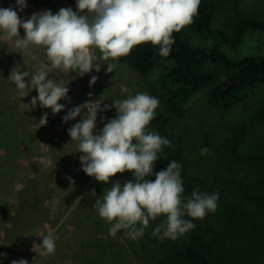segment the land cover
<instances>
[{
    "label": "trees",
    "instance_id": "obj_1",
    "mask_svg": "<svg viewBox=\"0 0 264 264\" xmlns=\"http://www.w3.org/2000/svg\"><path fill=\"white\" fill-rule=\"evenodd\" d=\"M254 2L258 10L249 13L239 8L242 0H200L194 22L173 33L167 57L144 43L119 58L139 75L125 85L132 94L146 92L160 102L148 128L171 142L146 179L176 161L183 196L218 192L215 212L203 219L185 215L195 228L175 240L152 235L164 216L138 241L124 230L110 236L104 219H73L76 231L92 235V256L79 254L76 264H264V110L258 106L264 103V54L257 40L248 48L249 37L264 34V0ZM0 112V264H11L47 234L51 188L37 175L23 177L20 144L31 131ZM203 147L209 154L201 155ZM117 180L123 185L134 176L117 173L107 190Z\"/></svg>",
    "mask_w": 264,
    "mask_h": 264
},
{
    "label": "clouds",
    "instance_id": "obj_2",
    "mask_svg": "<svg viewBox=\"0 0 264 264\" xmlns=\"http://www.w3.org/2000/svg\"><path fill=\"white\" fill-rule=\"evenodd\" d=\"M16 4L15 10L0 8V32L9 40L15 37L16 48L43 47L46 62L42 61L34 73L13 67L8 79L14 82L20 97L36 90L37 96L30 100L32 108L39 102L55 114L64 108L58 101L68 99L69 89L51 77L49 66L65 72L76 71L83 76L93 68L99 72L101 64H105L101 60H118L144 43L159 46V55L167 57L174 43L173 33L194 22L200 0H76L77 11L71 7L60 8L56 14L44 10L26 19L18 15V11L27 7L26 0H16ZM20 28L24 31L23 37ZM106 65L108 72L116 67L114 63ZM26 77L30 79L26 81ZM96 79L92 76L90 84ZM121 92L126 93L127 98L112 102L116 116L109 119L98 134H94L97 113L109 107L105 104L101 108L102 99L77 105L62 117L66 122L86 110L83 118L67 131L71 140L77 142L76 151L82 153L79 160L87 175L105 184L117 173L129 171L134 176V180L123 185L119 180L113 182L93 206L99 216L111 224L109 235L112 237L124 230L129 239L138 241L151 221L164 216L166 221L157 225L152 235L160 240H175L195 228L185 215L203 219L208 212H215L219 193L196 189L185 198L182 165L176 161L156 172L154 180L146 179L153 174L155 161L160 159L158 153L166 146L171 147L170 140L148 128L160 102L146 92L132 94L125 85H121ZM23 106L29 109V104ZM46 124L47 113H44L33 127L36 130ZM200 152L206 155L209 149L203 147ZM56 239L52 233L44 235L39 246L46 254H54ZM11 264L28 262L21 259Z\"/></svg>",
    "mask_w": 264,
    "mask_h": 264
},
{
    "label": "rangeland",
    "instance_id": "obj_3",
    "mask_svg": "<svg viewBox=\"0 0 264 264\" xmlns=\"http://www.w3.org/2000/svg\"><path fill=\"white\" fill-rule=\"evenodd\" d=\"M70 1L76 7V0ZM67 2L68 0H26L27 7L22 11H18V15L21 19H26L32 13L44 10L57 13L59 8L71 7L66 5ZM8 7H12L14 10L17 9L16 0H0V8ZM239 8L249 13L258 10L254 0H242ZM86 14L91 16L90 13ZM19 33L23 37L24 31L22 28L19 29ZM260 36L254 34L253 38L249 37L250 47L248 48L252 50L253 47H256L255 42L257 40V46L261 48V52L264 54V34L262 33ZM15 39L14 37L9 40L4 33L0 32V108L9 112L14 121L21 123L22 126H28V130L31 131V134L27 132L26 138L20 144L22 150L20 151V159L27 167L23 177L26 178L27 174L37 175L42 186L48 185L51 188L45 201L49 208L52 223L48 227L47 234L52 233L57 237L54 254H46L45 250L39 246L42 243V237L28 245L27 252L22 259L26 260L28 264H76L75 257L77 255L82 254L83 258L92 256V252L87 246L88 244L91 246L89 236L92 237V235L83 227L76 231L72 220H81L82 218H84V221L86 219L91 221L94 218L102 219L97 216L99 214L93 205L97 198L102 199L108 187L107 184L97 181L95 177L87 175L82 170L79 160L82 153L76 151L77 142L71 140L67 131L73 124L83 118L85 110H82L81 114L72 120L66 122L62 120L69 109L85 103L87 74L85 73L82 76L83 79H80V75L76 74L82 91L78 93L80 94L78 96L76 93L73 92L74 94H72L71 91H68V99L58 101V103L64 105L60 112L53 114L51 108L42 107L39 102H37L35 108H32L30 100L32 97L37 96L36 90L32 89L27 96L20 97L18 92L13 93V82L8 79L11 70L16 67L10 50L14 49L18 53L16 55H19L20 51L24 55L28 53V48L19 49L14 46ZM34 51V55L31 53L33 58L30 60L32 64L36 62L33 70L38 69L42 61L46 62L43 47L38 46V50L35 49ZM96 54L100 55L98 50H96ZM100 62L105 64H101L99 72L93 68L97 77V96L103 100L101 108L105 104L109 107L107 110L97 113V127L94 134H98L109 119L115 118L116 111L111 105L113 101L123 99L121 85H126L139 78V75L122 60H101ZM107 63L116 65L112 72L106 70ZM16 69L19 71V68ZM55 71H50V75L52 78H56L57 83L66 84V87L72 84L69 72L58 69H55ZM73 84H76V82ZM23 104H29V109L24 107ZM258 106H261V109L264 110V103H259ZM237 107L243 106L239 105ZM44 113H47V124L35 130L33 124ZM243 115L242 118L248 119V114ZM101 117L104 119H101ZM1 219L3 220V218ZM14 257L20 258L17 255Z\"/></svg>",
    "mask_w": 264,
    "mask_h": 264
},
{
    "label": "crops",
    "instance_id": "obj_4",
    "mask_svg": "<svg viewBox=\"0 0 264 264\" xmlns=\"http://www.w3.org/2000/svg\"><path fill=\"white\" fill-rule=\"evenodd\" d=\"M66 5L67 6H71V8H72V10L73 11H75V10H77V8L75 7V6H73V3L70 1V0H68V2L66 3ZM60 9V8H59ZM58 9V10H59ZM53 14H56V13H54V12H52ZM38 50V46H35V45H29V47H28V53H25L26 55H24L21 51H20V54L19 55H16V54H18V53H16L15 51H14V49H11L10 50V53L12 54V57H13V62H15V69L16 68H19V71H27V72H29V73H34L35 71H37L38 69H35V70H33V68H35L34 66H36L35 65V63L36 62H34L33 64H32V62H30V60L33 58L32 56H31V53L34 55V53H35V51L34 50ZM20 56H22V57H20ZM24 57V58H23ZM31 57V58H30ZM30 65V66H29ZM32 65V66H31ZM49 68H51V67H49ZM31 69H32V71H31ZM17 70V69H16ZM50 71H55V69H49ZM55 72H57V71H55ZM51 73V72H50ZM70 73V76H71V79H72V84H70V86H68L69 87V91H71L72 92V94H74V93H76V95L78 96V95H80V94H78L79 92H81L82 90H81V87L79 86V84H78V81H79V79H77V76L78 75H76L77 74V72L76 71H70L69 72ZM80 79H83V77L82 76H80L79 77ZM27 79H30V77H26V80ZM74 82H76V84H73ZM80 87V88H79ZM12 89H13V93L15 94L16 92H18V90L16 89V86H15V84H14V82H13V86H12ZM74 92V93H73Z\"/></svg>",
    "mask_w": 264,
    "mask_h": 264
},
{
    "label": "built area",
    "instance_id": "obj_5",
    "mask_svg": "<svg viewBox=\"0 0 264 264\" xmlns=\"http://www.w3.org/2000/svg\"><path fill=\"white\" fill-rule=\"evenodd\" d=\"M87 74V86L85 90V102L86 101H96L97 99H100L97 95V79L94 83L90 84V80L92 76H95V72L91 70L90 72L86 73ZM91 93V96L88 94ZM86 111V110H85ZM96 127H97V118H96ZM96 129V128H95ZM94 129V131H95Z\"/></svg>",
    "mask_w": 264,
    "mask_h": 264
}]
</instances>
